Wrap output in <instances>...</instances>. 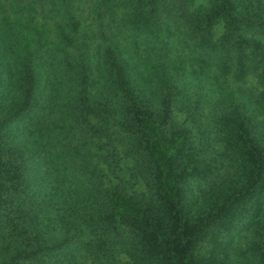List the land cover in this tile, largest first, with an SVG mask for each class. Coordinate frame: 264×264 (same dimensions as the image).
Here are the masks:
<instances>
[{
	"label": "trees",
	"instance_id": "trees-1",
	"mask_svg": "<svg viewBox=\"0 0 264 264\" xmlns=\"http://www.w3.org/2000/svg\"><path fill=\"white\" fill-rule=\"evenodd\" d=\"M0 17V264H264V0H0ZM203 101L236 173L199 202L188 135L166 130ZM57 106L92 145L69 188L43 154ZM117 135L156 193L123 192ZM254 217L249 247L228 237Z\"/></svg>",
	"mask_w": 264,
	"mask_h": 264
},
{
	"label": "rangeland",
	"instance_id": "rangeland-1",
	"mask_svg": "<svg viewBox=\"0 0 264 264\" xmlns=\"http://www.w3.org/2000/svg\"><path fill=\"white\" fill-rule=\"evenodd\" d=\"M11 3L15 0H10ZM10 13H13L10 10ZM0 25L4 26L5 23L1 21ZM51 32V31H49ZM224 32V26L219 25L216 29V37H219ZM6 39L11 37L9 34L0 31V34ZM46 56V54H45ZM47 57V56H46ZM51 61L50 57H47ZM46 60L45 62H48ZM100 62L93 65L94 76L96 82H104L102 74L100 73L98 66ZM232 82V81H231ZM200 93V92H198ZM191 96H195L194 93L189 92ZM46 96L44 95V99ZM64 105L63 97L60 100ZM208 101V100H207ZM204 104L199 110L194 112L193 116H189L188 112L175 110L174 120L167 125V139L171 145L172 136L175 132L183 130L188 135L187 145L179 159L180 169L186 173L185 183L186 190L189 197L197 201H202L204 198L213 191L219 184L235 176L236 170L233 162L227 158L228 153L226 150L225 141L223 142L218 132L219 126V111L211 108L209 103L203 101ZM61 106L53 107L52 111H48L47 124L45 129L51 125H59L58 133L56 134V142L53 148L50 147L43 152L49 160H53L54 163L59 164V169L54 173L55 175H61L67 179V187L69 188L70 179L74 175L73 166L78 162H83L86 159L87 151L91 148V144H88L83 139L82 133L84 129L79 126L76 120H73L70 115L64 112ZM67 107V105H66ZM211 110H214V114H211ZM29 120V117L25 114L18 122L19 125H25ZM96 121V120H95ZM71 125L73 127H71ZM15 129V128H13ZM75 133V134H74ZM117 142L121 150L119 158L124 166V171L120 174L123 181V192L126 195L134 197H144V194L156 193L158 188V175L152 166L147 165L146 161L136 164L132 155L124 152L127 145L125 141H119L117 135ZM85 153V154H84ZM76 160L77 162L73 161ZM80 160V161H79ZM233 164V165H232ZM69 166V168L67 167ZM194 166L196 167V173L186 172L185 169ZM37 167V164H35ZM46 167V166H45ZM45 169V168H44ZM33 197H30L32 199ZM256 217L253 218V222L248 227L246 223L243 227H239L236 231L229 234L228 237H234L236 243L242 247L252 244L253 239V227L252 224L256 221ZM249 221V219L247 220ZM242 226V225H241Z\"/></svg>",
	"mask_w": 264,
	"mask_h": 264
}]
</instances>
